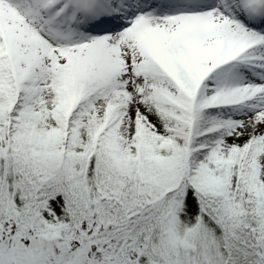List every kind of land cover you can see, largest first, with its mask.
Wrapping results in <instances>:
<instances>
[{
    "label": "snow or ice",
    "instance_id": "snow-or-ice-1",
    "mask_svg": "<svg viewBox=\"0 0 264 264\" xmlns=\"http://www.w3.org/2000/svg\"><path fill=\"white\" fill-rule=\"evenodd\" d=\"M0 264H264V0H0Z\"/></svg>",
    "mask_w": 264,
    "mask_h": 264
}]
</instances>
